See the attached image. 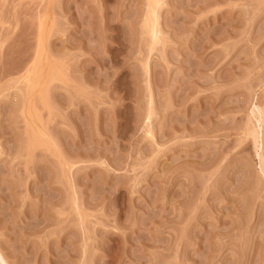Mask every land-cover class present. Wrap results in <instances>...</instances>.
Listing matches in <instances>:
<instances>
[{"label": "rangeland", "instance_id": "rangeland-1", "mask_svg": "<svg viewBox=\"0 0 264 264\" xmlns=\"http://www.w3.org/2000/svg\"><path fill=\"white\" fill-rule=\"evenodd\" d=\"M0 260L264 264V0H0Z\"/></svg>", "mask_w": 264, "mask_h": 264}, {"label": "bare ground", "instance_id": "bare-ground-1", "mask_svg": "<svg viewBox=\"0 0 264 264\" xmlns=\"http://www.w3.org/2000/svg\"><path fill=\"white\" fill-rule=\"evenodd\" d=\"M1 260H2V259H1ZM1 260H0V261H1ZM2 262H3V261H2ZM0 264H1V263H0ZM2 264H6V263H2Z\"/></svg>", "mask_w": 264, "mask_h": 264}]
</instances>
